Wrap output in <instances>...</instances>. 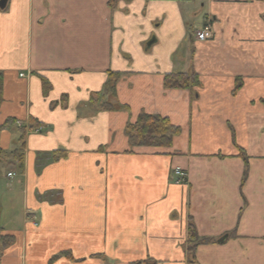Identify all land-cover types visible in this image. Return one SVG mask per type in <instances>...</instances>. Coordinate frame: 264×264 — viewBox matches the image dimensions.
I'll return each mask as SVG.
<instances>
[{
	"label": "crops",
	"instance_id": "0c3cea01",
	"mask_svg": "<svg viewBox=\"0 0 264 264\" xmlns=\"http://www.w3.org/2000/svg\"><path fill=\"white\" fill-rule=\"evenodd\" d=\"M0 73V264H264V0H6ZM141 113L170 146H129Z\"/></svg>",
	"mask_w": 264,
	"mask_h": 264
},
{
	"label": "trees",
	"instance_id": "16d2710c",
	"mask_svg": "<svg viewBox=\"0 0 264 264\" xmlns=\"http://www.w3.org/2000/svg\"><path fill=\"white\" fill-rule=\"evenodd\" d=\"M120 73L111 72L108 81L105 84L103 93H111L115 95V84L119 78ZM163 85L165 88H177V89H192L199 87L201 82L198 75L195 72H178V73H166L163 77ZM43 91L46 92L48 89V83L42 79ZM1 89H2V76L0 73V100H1ZM102 108L111 110L112 105L109 103H103ZM8 123V124H7ZM14 123V120L6 121L5 124L0 126L4 128ZM33 128V125L31 126ZM127 141L130 147L134 146H153V147H168L171 145L174 136L180 132V128L166 118L160 115L141 113L137 116L134 122L128 123L125 127ZM24 131L20 130L19 141H22ZM241 150V149H240ZM61 152V151H60ZM15 157L21 163V154L19 150L13 151ZM242 154V151L240 152ZM65 153L62 151V156ZM61 156V155H60ZM2 150L0 148V163L2 160ZM55 159V157H54ZM21 168V165L18 166ZM190 238L193 236L192 227L189 228ZM10 236L0 235V243L8 244L11 242ZM196 243L193 241L189 242L187 252L189 255H193Z\"/></svg>",
	"mask_w": 264,
	"mask_h": 264
},
{
	"label": "built area",
	"instance_id": "2783aa9c",
	"mask_svg": "<svg viewBox=\"0 0 264 264\" xmlns=\"http://www.w3.org/2000/svg\"><path fill=\"white\" fill-rule=\"evenodd\" d=\"M194 37H195V39H197L199 41H204V40L210 39L212 37L211 25L208 22L204 23L200 29L195 31ZM33 130H34V132H39V131H41V127H36ZM7 175L13 176L14 173L8 172ZM171 176H172L174 183L179 184L185 180L186 173L180 167H175L172 170Z\"/></svg>",
	"mask_w": 264,
	"mask_h": 264
},
{
	"label": "rangeland",
	"instance_id": "374dc122",
	"mask_svg": "<svg viewBox=\"0 0 264 264\" xmlns=\"http://www.w3.org/2000/svg\"><path fill=\"white\" fill-rule=\"evenodd\" d=\"M191 19H192V31H193V30L197 29L200 26V24H201V16L200 15L193 16ZM16 124H17V126L22 127V125H21V123L19 121H16ZM26 128H28V127H26ZM13 133H14V136H15L16 135L15 131H13ZM12 146L13 145H11L10 148H12ZM6 151L8 152V155L10 156V153H9L10 151L8 149H6ZM2 178L3 177H2L1 172H0V180H2Z\"/></svg>",
	"mask_w": 264,
	"mask_h": 264
},
{
	"label": "water",
	"instance_id": "95a60500",
	"mask_svg": "<svg viewBox=\"0 0 264 264\" xmlns=\"http://www.w3.org/2000/svg\"><path fill=\"white\" fill-rule=\"evenodd\" d=\"M6 0H0V7H3Z\"/></svg>",
	"mask_w": 264,
	"mask_h": 264
}]
</instances>
